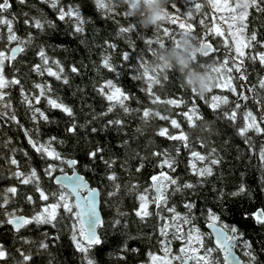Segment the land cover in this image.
Returning a JSON list of instances; mask_svg holds the SVG:
<instances>
[{"label":"snow or ice","instance_id":"obj_1","mask_svg":"<svg viewBox=\"0 0 264 264\" xmlns=\"http://www.w3.org/2000/svg\"><path fill=\"white\" fill-rule=\"evenodd\" d=\"M16 2L21 6L35 8V5L28 4V0ZM42 2L55 12L57 21L70 26L71 31L67 35H79L80 43H86L85 25L90 21L83 17L79 6H65L61 0ZM94 4L102 16L117 25H120V21L115 19L118 16L130 21L126 26H118L115 36L123 39L131 51H120L119 62L114 63L108 50H116L117 44L107 37L101 43H96V35H93L91 46L100 50L99 65L107 70L109 76L102 78L100 85L94 87L106 105L102 111L92 109L90 114L84 113L85 119L78 123L73 107L64 103L59 95L53 97L52 84L45 78L47 74L48 78H54L61 86L71 87L69 72H66L65 66L55 56L48 55L49 49L62 47L60 43L47 42L50 39L47 32L56 27L55 23L39 9L33 15L27 11L13 12L9 0H0V118L5 126L18 128L28 148L41 161L37 168L32 164L28 150L24 147H10L12 137L5 136L3 139V148L7 153L5 155L0 152V157L4 160L0 167L7 168V172L6 175L0 172V183L5 184L0 187V226H10L9 230L18 237L19 242L11 250L0 243V264H33L44 253L49 257L46 264H53L49 248L59 241L61 233L67 234L75 254L80 256V264H96L92 258V250L94 246H104L102 230L105 225L120 231L127 228L128 213L120 210V201L129 195H134L135 202H139V206L133 211L142 224L146 225L153 215L149 205H155L157 242L164 255L158 257L155 253H148L153 264H264L258 258L264 255V241L259 242L258 250L254 249L236 223H227L221 219L218 211L203 201H199L197 210L198 200L195 199L198 195L195 190L204 187L211 188L217 203H221L225 195L235 198L247 193L249 200L252 199V193L243 179V172L239 183L228 192L223 187L222 171L219 173L221 187L207 183L217 175L216 169L224 162V157L217 148L211 146V136L221 135V130L213 128V121H204L196 97L211 110L215 120L229 123V135L242 141L250 158L257 157V165L254 166L258 167L259 190L264 194V74L257 72L255 68V62L258 61L260 68L264 69V38L258 37L255 26L251 27L250 32L247 31L248 18L252 12L264 14V0H168L165 5L166 14L151 25L150 35L145 32L147 27H142L134 14L135 0H125L122 12L117 11L121 6L114 0H94ZM197 15L200 16L199 35L193 31L195 22H189ZM206 15L213 17L211 27L206 24ZM164 21L177 25L178 30L162 27ZM18 22H22L23 35L18 34L16 29ZM221 25H226L230 41L225 38ZM131 33H135L143 41L139 49L131 39ZM210 34L220 37L222 48L209 43L207 37ZM189 35L195 36L199 41L198 51L190 56V61L205 70L209 75V82L202 93L179 84V92L171 95L165 93L162 99L152 91L153 85L163 86L164 82L169 81V72L175 70L170 65L162 64L149 72L144 70L145 65L157 52L169 45L179 46L181 38ZM209 56V63L201 62V57ZM16 61H20L25 67L30 65V72L35 74L37 79L29 82L30 88H26L18 77ZM249 62L253 65L251 68L248 67ZM75 65V61L69 62L67 69L71 74L79 75ZM93 71H96L95 65ZM125 73L132 80H143L147 84V88H141V91L148 93L152 103L184 106L186 110L180 115L186 120L187 127L193 130L199 128L200 133L209 134L207 140L199 134L195 137V143L205 151L193 148L189 140L190 132L185 131L176 118L146 106L131 107L130 93L125 90L121 80ZM250 76L255 78V83H248ZM213 89H226L234 99L226 94H213ZM72 91L75 94L76 91L82 92L83 88L76 86ZM13 92L18 94V103L23 106L30 127H25L18 119L17 110L13 107ZM136 103L139 105L140 101L137 100ZM249 103L252 107H249ZM41 104L44 105L43 108ZM117 107L121 115L104 120L99 128L90 126L93 121L113 113ZM49 110H59L63 117L70 120L64 129L66 134L77 136L83 133V139L89 143V136H94L98 131L104 132L114 127L119 132H124L126 121L122 117H135L138 123L133 131L140 135L144 134L142 125L146 127L153 119L165 121L171 128L157 127L154 134L166 138L170 146H156L150 151L151 158L156 161L154 167L165 170L154 171V174L148 176L147 180L151 183L142 190L137 180H126L122 187L115 171L117 157L109 155L106 158L104 152L107 146L102 147L97 143L86 151V157L89 163L95 162L99 157L104 165V170L100 173L101 181H106L107 186L105 183H99L97 187L90 186L89 181L77 171L78 160L56 149L55 145H64L66 141L55 134L42 135L41 122L44 125L59 123L56 118L50 117ZM124 135L127 137L126 132ZM257 137L260 138L258 149L254 139ZM135 139L136 136L121 139L117 142V147L126 148ZM229 142L226 136L223 143L227 145ZM144 147H148L147 141ZM236 150V159L239 160V153L242 152L239 145ZM182 152L186 153L187 172L194 179H184L174 174L177 166L183 163L179 159ZM17 154L24 157L25 170L21 169ZM137 158L139 162L135 164V172L139 173L144 166L145 157L137 151L132 159ZM66 167L71 169L70 174L65 170ZM88 167L86 164L85 168ZM120 170L125 176L129 175L131 168L128 160L121 161ZM42 178L47 180V187ZM13 180L15 184L11 183ZM21 186L25 191L18 194ZM177 196L181 197L179 206L183 211L177 210L178 205L174 202ZM101 199L103 207L112 212L107 220L103 215ZM24 205L32 206L30 214H23ZM243 217L250 218L256 226L264 227V205L251 212L245 211ZM201 220L207 231L201 229ZM32 230L39 233L38 240L19 235L21 231ZM172 240L180 242L175 251L171 246ZM21 244L34 245L35 252L31 248L26 252ZM123 251H127L124 246L121 248V252ZM131 251L136 252V249L132 248ZM121 252L116 255L123 259Z\"/></svg>","mask_w":264,"mask_h":264},{"label":"trees","instance_id":"obj_2","mask_svg":"<svg viewBox=\"0 0 264 264\" xmlns=\"http://www.w3.org/2000/svg\"><path fill=\"white\" fill-rule=\"evenodd\" d=\"M12 11L20 12L27 11L30 15L36 14V9H39L47 18L52 19L56 27L48 30L47 35L50 39L48 43H60L62 47L60 48H51L48 50L49 56H55L58 58L61 63L65 66L66 72H69V80L71 87L68 85L61 86L54 78H48L45 74V78L49 79L53 87L52 95L55 98L59 95L63 102L69 104L73 107V111L76 114L78 123H82L85 119L84 113L91 112L94 109L96 112L102 111L106 105V102L95 90V86H99L102 78H109L107 70L102 69L99 65V56L100 50L92 47V37L96 35V43H101L102 39L107 37L112 42L117 44L116 50L109 49L108 51L111 54L112 60L114 63L119 62V53L123 50L131 51L127 48L126 43L123 39L115 36L116 28L120 25L126 26L129 20H125L123 16L115 17V19L120 21V25L115 24L112 20H108L106 17L102 16L100 12L96 9L94 0H61V3L67 6L68 4L77 5L81 9L83 17L90 21L85 25V39L86 43L81 44L79 35L69 36L67 33L71 31L70 26L64 22L57 21L55 19V12L48 7L47 4L43 3L42 0H28V4L35 5V8H29L27 6L18 5L16 0H9ZM197 2H202V0H197ZM124 6H121L117 11L122 12ZM200 16L197 15L189 20V22H195L193 31L195 34H200V25L198 23ZM206 24L211 27L212 19L211 15H206L205 17ZM249 28L247 31H251V27L255 26L257 29L258 37L264 38V14L257 15L254 11L252 15L248 18ZM162 27H169L171 29L178 30V26L174 24H169L167 21H164ZM18 34L23 35L24 29L22 22H18L16 25ZM206 31V29H205ZM147 34H151V26H147L145 29ZM131 39L137 46V49L143 44V41L138 39L135 33H131ZM225 38L227 34H225ZM209 43H212L214 47L222 48V41L219 36L209 35L207 37ZM2 47V45H0ZM259 50V49H257ZM211 56V54H210ZM210 56L205 58L201 57L200 60L202 63H209ZM150 59V57H149ZM76 62L79 75L71 74L67 69V64L69 62ZM35 62V61H34ZM95 65L96 71H93ZM253 65L249 62L248 67L251 68ZM16 67L18 69L17 75L21 79V82L24 83L26 88H30V81L37 79L35 74L30 72V65L25 67L20 61H16ZM256 71L264 74V69L260 68L259 62H255ZM53 69L55 70L54 66ZM10 71V70H8ZM122 83L126 91L130 93L131 99L129 105L131 107H149L156 111H160L164 115H169L170 117L176 118L179 123L182 124V127L185 131L190 132V143L193 145V148L197 151H205L201 149L199 145L195 143V137L199 134L205 140L209 139L208 133H200L199 128L189 129L186 124V120L180 115L182 111L186 110L184 106H169L167 104L152 103V98L149 97L148 93L142 92L141 88H147V84L143 80H132L127 73L123 74L121 77ZM249 84L255 83V78L253 76L249 77ZM80 86L83 88V91H76L73 94L72 88ZM106 90V89H105ZM152 91L161 96L163 99L165 93L171 95L173 92H179V80L178 74L174 71L169 72V81L164 82L163 86L153 85ZM213 94H226L231 97L230 93L226 89H213ZM187 96V93H185ZM207 95V94H206ZM13 98V107L17 110L16 114L21 124H24L25 127H30L28 118L25 114L23 106L18 103L19 97L16 92L12 93ZM174 98V97H173ZM139 100L140 104L137 105L136 101ZM196 102L201 110V114L204 118V121H213V128H219L221 130V135L211 136L212 144L211 146L217 148L221 156L224 157V162L216 169L217 175L210 178L207 182L208 184H215L217 188L221 187L220 175L219 173L223 172V187L225 192L231 191L233 186L240 181V174L244 173V181L248 185L249 190L252 193V199L249 200L248 194L245 193L242 196L229 198L225 195L221 203H217L214 200V193L211 191L210 187L197 188L195 191L198 193L195 199L198 200L197 210H199V201H203L209 207H212L214 210L220 213L221 219L225 220L227 223L232 224L236 223L238 227L244 232L245 238L249 239L252 243L254 249H259V242L264 241V227L256 226L252 220L245 219L243 213L245 211L251 212L256 207L264 205V194L259 190L260 185L258 183V167L257 157H249L247 153L246 146L243 145L242 141L239 138L229 135L231 132L230 125L227 121L221 122L215 120L211 110L196 97ZM42 108L43 104L40 105ZM249 107H252L249 103ZM48 114L50 117H54L59 122L58 124L44 125L41 122V133L43 134H55L56 136L63 138L66 143L64 145H55L56 149L62 152L64 155L74 157L79 162V167L77 171L82 174L87 181H89L90 186L97 187L99 183H105L106 181H101L100 173L104 170V165L101 164L99 157L96 158L95 162L89 163L88 158L86 157V151L90 150V147H94L99 143L102 147L105 148L104 156L107 158L109 155H115L117 161L115 164V171L119 175V182L123 187L124 182L128 180H137L140 185V189L147 187L151 182L147 180V177L154 174V171H161L165 169L155 168L156 161L151 158L150 151L156 146L167 147L170 146L166 138H161L154 134V130L160 126H166L169 129L171 128L165 121H160L158 119H153L150 124L146 127L142 125L144 134L140 135L135 133L133 129L136 127L138 121L133 116L122 117L126 121V126L124 132L127 133L125 137L124 132H119L114 127L107 129L104 132H97L94 136H89V141L83 139V133L78 134L77 136H70L64 132V129L67 127L70 120L63 117L59 110H49ZM121 115L120 109L117 107L113 113L108 114L103 118H99L97 121H93L90 126L98 127L106 119H111L114 116ZM198 124L200 122H197ZM79 131V130H78ZM5 136L12 137V144L10 147H24L29 152L31 157V162L37 168L40 167L41 161L35 156V154L28 148L26 142L23 139V134L18 130V128L13 126H5L3 119L0 118V152L7 153V150L3 148L2 141ZM136 136L134 141H131L129 146L126 148L117 147V142L121 139L131 138ZM228 137L229 143L225 145L223 140L225 137ZM255 139V146L258 149L260 144V138ZM79 141V143H77ZM148 142V147L145 148V142ZM239 145L242 150L240 159L237 160L236 157L238 152L236 146ZM139 151L144 157V166L139 173L135 172V164L139 162V159L133 160L132 157L135 153ZM17 159L20 162V167L22 170H25L26 163L24 157L17 154ZM180 160L183 163H180L176 172L174 173L177 176H182L184 179H194L186 169V153L182 152ZM122 160H128L131 172L128 176H125L124 173L120 170V163ZM199 164V162L194 161ZM4 160L0 157V166H2ZM88 164L89 167L85 168V165ZM68 171V168H65ZM0 172H3L6 175L7 168L0 167ZM42 182L45 187H47V180ZM11 183L15 184L13 180ZM5 186L4 183H0V187ZM25 189L21 186L19 187L18 194H23ZM104 191V189H100ZM181 197L177 196L174 201L177 203V210L183 211V208L179 206ZM120 210L128 213L127 228L124 231L113 230L107 224L102 230V236L104 240V246H94L92 250V258L96 261V264H151V257L148 253L161 254L160 246L158 245V233L156 231V220H155V205H149V209L153 212L152 217L147 220V224H142L139 219L135 216L133 209L139 206V202H135L134 195H129L126 198L120 201ZM19 206V205H17ZM101 207L105 219L112 215L110 209L103 207V200L101 199ZM23 214H30L32 211V206L24 205ZM166 214V213H162ZM124 219L122 218V224ZM10 226H0V243L5 245L9 250L13 249L14 246L19 242L18 237L14 236L9 230ZM200 227L203 231H207L204 227L203 220L200 221ZM42 232L43 229H40ZM126 233V235H125ZM19 235L29 236L33 240H38L40 235L37 231H21ZM171 239V237H169ZM180 242L172 240V248L175 251L179 247ZM26 252L31 248L32 252H35L34 245H20ZM122 246L126 247L127 251L121 252ZM135 248L136 252H132L131 249ZM49 251L52 253L53 264H80L79 254H75L74 249L71 247V242L68 239L67 234L61 233L60 239L54 245H51ZM121 252V255L124 257L120 259L116 253ZM239 254V253H238ZM18 258V257H17ZM260 261L264 262V255L258 257ZM49 259L47 253L42 254V256L35 260L33 264H46V261Z\"/></svg>","mask_w":264,"mask_h":264},{"label":"clouds","instance_id":"obj_3","mask_svg":"<svg viewBox=\"0 0 264 264\" xmlns=\"http://www.w3.org/2000/svg\"><path fill=\"white\" fill-rule=\"evenodd\" d=\"M119 6H124L125 0H114ZM168 0H135L134 14L142 27L155 24L167 12L165 7ZM199 41L193 35L181 38L179 46L169 45L148 61L145 69L153 71L160 65H170L178 74L179 84L185 88H195L198 93L204 92L209 75L204 69L190 61V56L197 53ZM142 75V72H141Z\"/></svg>","mask_w":264,"mask_h":264},{"label":"rangeland","instance_id":"obj_4","mask_svg":"<svg viewBox=\"0 0 264 264\" xmlns=\"http://www.w3.org/2000/svg\"><path fill=\"white\" fill-rule=\"evenodd\" d=\"M211 19L213 20L212 15H211ZM221 26L224 28V34H227V27H226V25H221ZM229 38H230V40H231V37H229ZM163 255H164V253L157 254L158 257H159V256H163ZM151 264H153L152 259H151Z\"/></svg>","mask_w":264,"mask_h":264},{"label":"water","instance_id":"obj_5","mask_svg":"<svg viewBox=\"0 0 264 264\" xmlns=\"http://www.w3.org/2000/svg\"><path fill=\"white\" fill-rule=\"evenodd\" d=\"M68 172H69V174H70V172H71V169H69V170H68ZM79 174H80V173H79ZM80 175H82V174H80ZM82 176H83V175H82ZM92 187H94V186H92ZM205 229H206V228H205ZM206 230H207V229H206Z\"/></svg>","mask_w":264,"mask_h":264}]
</instances>
